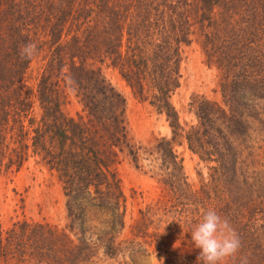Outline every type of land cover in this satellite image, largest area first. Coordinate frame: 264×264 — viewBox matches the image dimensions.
<instances>
[{
	"label": "trees",
	"instance_id": "1",
	"mask_svg": "<svg viewBox=\"0 0 264 264\" xmlns=\"http://www.w3.org/2000/svg\"><path fill=\"white\" fill-rule=\"evenodd\" d=\"M29 42L37 54L22 59ZM194 42L217 70L221 101L193 99L198 125L186 131L172 97L183 84L185 47ZM40 56L37 114L28 74ZM105 65L172 127L173 138L148 151L157 152L153 175L167 194L159 202L173 210L166 234H157L158 256L182 252L180 261L162 262L203 264L191 231L211 209L241 241L224 264L244 257L264 264V163H255L264 161V0H0V178L40 157L63 183L69 220L64 228L16 221L6 231L0 223V264H95L100 254L138 260L146 251L151 208L135 227L144 241L121 238L127 207L118 165L126 150L138 163L139 148L129 138L126 99ZM67 88L86 114L64 113ZM185 133L189 148L215 163L206 190L191 188L180 173L174 144ZM175 198L178 208H169ZM169 237L186 242L168 248Z\"/></svg>",
	"mask_w": 264,
	"mask_h": 264
},
{
	"label": "rangeland",
	"instance_id": "2",
	"mask_svg": "<svg viewBox=\"0 0 264 264\" xmlns=\"http://www.w3.org/2000/svg\"><path fill=\"white\" fill-rule=\"evenodd\" d=\"M185 56L183 84L173 95L172 102L179 111L181 125L185 127L186 131H189L192 126L198 125L196 108L193 106L192 100L205 97L221 101V91L218 84L217 70L215 67L208 65L206 54L199 43L194 42L186 46ZM42 57L34 59L28 74V84L34 89L32 101L37 114L41 112L37 86L44 62ZM103 72L111 84L126 99L129 138L135 148H139L138 163L132 160L129 156V150H126L125 154H121L120 159L122 161L118 165V173L127 207L125 228L122 231L121 238L133 239L135 234H139L141 238L138 241H144L145 235L139 233L135 227L136 223L142 220L145 215L143 213L149 208H151V211L146 215V228L144 230L148 235L147 237H149L146 238L148 243L147 246L144 243L142 245L146 251L142 250L141 257L138 260L129 257L127 254H120L122 257L119 255L100 259V254L95 264H134L133 260L137 264H141V261H146L150 257L159 260L156 261V264H164L162 260H166L167 257H170V260L173 261L177 259L180 261L182 252L178 255L179 257L175 255V252L167 253V256H163L162 260L158 256L157 244L159 238L157 234H166L164 230L167 224L166 217L167 215L172 216L173 210L170 209L169 211L159 202L167 194L165 195V188L158 180V176L153 175L154 165L159 164L153 163L157 152L154 154L148 153L162 138H173L172 127L165 114L158 112L152 104L148 101H142L134 94L117 69L105 65ZM64 86L65 84H62V87ZM67 92L66 103L62 105L64 113L75 118L78 115L86 114L76 92L71 91L69 88L66 89ZM256 127L257 124L253 123L251 128ZM186 133L182 137H178L174 144V150L181 161L180 173L191 188L206 190V185L212 178L213 170L211 167L215 163L203 161L198 154L189 148L188 141L185 138ZM42 163L40 157L31 155L16 175L0 178V223L5 231L11 228L14 222L23 220L34 224H50L58 228H64L68 225L67 197L63 183L56 171L50 170L47 165ZM255 163H264V161L255 158ZM177 200L175 198L173 202L168 204V207L178 208ZM157 208H163L164 210H157ZM170 221L176 222L174 218H170ZM178 239L174 237L167 238V241L170 242L168 248L174 246L182 248L186 240ZM149 241L151 244H149ZM178 263L176 262V264ZM27 264H32V262Z\"/></svg>",
	"mask_w": 264,
	"mask_h": 264
},
{
	"label": "clouds",
	"instance_id": "3",
	"mask_svg": "<svg viewBox=\"0 0 264 264\" xmlns=\"http://www.w3.org/2000/svg\"><path fill=\"white\" fill-rule=\"evenodd\" d=\"M37 51V45L29 42L21 48L20 55L22 59L30 60ZM191 240L200 249L197 260H202L203 264H224L228 258L235 257L241 248L240 238L229 221L211 209L203 214L201 222L192 229ZM156 261L159 260L150 257L141 261V264H156ZM241 264H248L246 257L242 258Z\"/></svg>",
	"mask_w": 264,
	"mask_h": 264
}]
</instances>
